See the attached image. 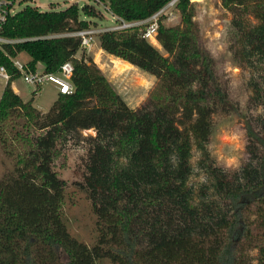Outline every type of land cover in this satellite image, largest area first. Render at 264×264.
<instances>
[{"label":"trees","instance_id":"obj_1","mask_svg":"<svg viewBox=\"0 0 264 264\" xmlns=\"http://www.w3.org/2000/svg\"><path fill=\"white\" fill-rule=\"evenodd\" d=\"M168 1L108 3L137 19ZM222 3L234 14L235 54L259 70L251 98L264 103V0ZM178 9L182 23L161 21L158 29L168 54L138 28L98 34L104 50L158 77L138 107L128 104L93 57L77 55L80 38L68 33L90 26L83 11L100 16L92 5L27 6L8 19L4 33L26 39L5 44L7 51L28 53L32 70L39 61L46 71H57L72 60L75 88L59 92L41 111L13 88L21 73L0 49V63L12 74L0 98V142L13 161L0 178V264H98L103 257L114 264H264V112L244 118L248 159L232 170L217 164L208 146L213 114L238 108L200 41L195 7L181 0ZM22 118L26 133L6 130ZM92 127L95 135L82 136ZM70 139L87 144L75 182L97 216L93 244L70 232L63 210L67 181L55 158ZM194 146L201 151L196 164ZM198 170L209 181L196 191L189 179Z\"/></svg>","mask_w":264,"mask_h":264},{"label":"rangeland","instance_id":"obj_2","mask_svg":"<svg viewBox=\"0 0 264 264\" xmlns=\"http://www.w3.org/2000/svg\"><path fill=\"white\" fill-rule=\"evenodd\" d=\"M18 2L17 11L27 6L36 7L40 10H59L67 8L72 3H77L80 6L90 4L100 13L98 17L82 12V16L90 20V26L104 27L113 22L112 14L108 10V0H18ZM193 6L195 7L194 19L200 30V41L214 55L215 68L222 83L229 91L234 106L236 105L238 108L233 111L220 110L213 114L214 126L208 144L217 164L232 170L234 167L228 165L231 157H237L239 165L248 159L244 118L264 112V103H256L251 98V95L254 94L253 79L258 76L259 70L248 65L235 54L239 41L237 40L236 28L232 24L234 14L230 9L223 6L222 0H203L193 4ZM246 16H250L252 20L256 21L253 14ZM162 21L167 26L181 24L182 17L179 9H173L169 15L163 17ZM98 34L95 35L91 47L81 46L77 55L81 56L82 53H85L87 56L93 57L130 106L142 105L150 98L151 92L158 83V77L134 64L124 68L122 65L125 60L104 50L101 47ZM150 41L163 53L168 54L158 39H150ZM18 56L23 61H27L29 58L28 53L23 51ZM14 80L15 86L21 90L22 96L26 100L33 98L34 105L41 111H48L59 93L57 84L52 81L45 82L35 90L36 88L27 84L22 76H18ZM5 85V81L0 79V98ZM34 90L36 91L35 94ZM23 122L24 118L19 119L17 123L9 122L6 130L12 133L18 131L26 133L28 127ZM81 132L82 136L96 134L93 127L84 128ZM86 147V143L77 144L73 139H70L55 158V167L61 177L67 181L63 205L67 226L74 236L93 244L97 236L95 225L97 216L86 191L75 182L81 179ZM200 156L201 151L194 146L193 163L196 164ZM12 167L13 161L6 154L0 142V178L7 169ZM208 181L206 172L198 170L190 177L189 184L198 191L201 183ZM252 253L256 256L257 249L252 250ZM256 263L257 260L255 259L254 264ZM98 264H114V262L108 257H103L98 260Z\"/></svg>","mask_w":264,"mask_h":264},{"label":"built area","instance_id":"obj_3","mask_svg":"<svg viewBox=\"0 0 264 264\" xmlns=\"http://www.w3.org/2000/svg\"><path fill=\"white\" fill-rule=\"evenodd\" d=\"M181 0H169L163 7L153 12L145 18L128 19L114 12L110 7L109 12L112 14L113 22L104 27L88 26L79 28L68 34L76 35L80 38V45L83 47H91L94 37L97 33L105 30H125L138 28L143 36L150 39H157L160 22L164 16L169 15L173 9H178ZM203 0H189L191 4L199 3ZM18 0H0V49L10 57L14 66L19 69L23 80L32 85L34 88L41 86L47 81L57 84L58 92L70 93L75 86L72 81L74 64L72 60L64 61L57 71H46L45 68L40 69L38 66L35 70L30 69L26 61L20 59L18 55H11L5 48V44L15 46L19 41L25 40V37H12L4 33L5 25L8 19L17 12L16 5ZM19 3V2H18ZM11 72L4 63H0V79L7 83L11 79Z\"/></svg>","mask_w":264,"mask_h":264},{"label":"crops","instance_id":"obj_4","mask_svg":"<svg viewBox=\"0 0 264 264\" xmlns=\"http://www.w3.org/2000/svg\"><path fill=\"white\" fill-rule=\"evenodd\" d=\"M28 55H29V54H28ZM28 59H30V55H29V58H28ZM128 63H129V62H128ZM130 64H131V63H130ZM37 66H38L39 68H44V63L41 62V61H39L38 64H37ZM14 81H15V80H13V82H12V86H13V88L15 89V91H17V92L22 96V92H21V90L15 86ZM5 84H6V83H5ZM22 97H23V96H22ZM23 99L26 100L24 97H23ZM55 99H56V98H55Z\"/></svg>","mask_w":264,"mask_h":264},{"label":"clouds","instance_id":"obj_5","mask_svg":"<svg viewBox=\"0 0 264 264\" xmlns=\"http://www.w3.org/2000/svg\"><path fill=\"white\" fill-rule=\"evenodd\" d=\"M228 165L230 167L238 168L239 167V160L237 157L233 156L229 159Z\"/></svg>","mask_w":264,"mask_h":264},{"label":"bare ground","instance_id":"obj_6","mask_svg":"<svg viewBox=\"0 0 264 264\" xmlns=\"http://www.w3.org/2000/svg\"><path fill=\"white\" fill-rule=\"evenodd\" d=\"M122 66L125 68V67L132 66V65L130 63L124 61Z\"/></svg>","mask_w":264,"mask_h":264}]
</instances>
